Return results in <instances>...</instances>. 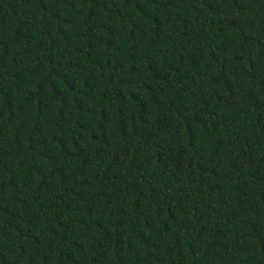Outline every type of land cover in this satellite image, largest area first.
Listing matches in <instances>:
<instances>
[{"label":"trees","instance_id":"obj_1","mask_svg":"<svg viewBox=\"0 0 264 264\" xmlns=\"http://www.w3.org/2000/svg\"><path fill=\"white\" fill-rule=\"evenodd\" d=\"M0 264H264V0H0Z\"/></svg>","mask_w":264,"mask_h":264}]
</instances>
